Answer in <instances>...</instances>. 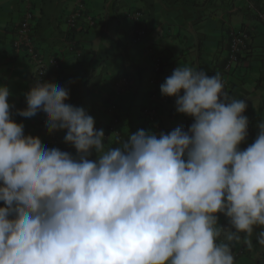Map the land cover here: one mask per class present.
<instances>
[{
    "label": "clouds",
    "instance_id": "obj_1",
    "mask_svg": "<svg viewBox=\"0 0 264 264\" xmlns=\"http://www.w3.org/2000/svg\"><path fill=\"white\" fill-rule=\"evenodd\" d=\"M160 92L193 119L188 130L140 129L113 148L66 88L37 81L17 114L43 113L73 156L25 135L0 86V264H235L257 227L264 246V121L241 149L247 104L219 73L178 66Z\"/></svg>",
    "mask_w": 264,
    "mask_h": 264
},
{
    "label": "crops",
    "instance_id": "obj_2",
    "mask_svg": "<svg viewBox=\"0 0 264 264\" xmlns=\"http://www.w3.org/2000/svg\"><path fill=\"white\" fill-rule=\"evenodd\" d=\"M231 1V8H219L212 12L214 15H208L200 7L203 0H88L90 12L99 19L98 26L73 32L69 35L70 40L65 42L61 34L67 32L65 18L75 0H63L56 13L52 12V5L45 6L44 0H33L34 13L48 27L44 40H39L40 47L44 54L55 55L61 62L59 70L48 68L45 83L64 87L82 68L87 74L94 71L96 75H101L100 84L84 100L82 107L94 118L95 128L104 131L109 126L102 106L105 97L115 93L113 83L117 77L128 76L131 86L122 89L116 98L120 106L119 132L125 137L140 129L156 134L143 115L146 108H151L166 134L175 129L168 126V122L180 114L176 111L175 97L162 96L160 92V85L166 77L178 66L202 70L209 76L219 73L227 61L229 34L246 29L250 34L249 50L234 67L226 89L230 96L245 100L247 104L243 115L249 121L248 134L239 146L244 149L254 142L258 125L264 121V19L258 17L259 13L264 15V0H239L240 5H247L246 9L238 5V0ZM212 2L205 0L203 5ZM42 7L45 8L43 12ZM25 8L24 0H0V86H7L10 91L8 102L13 106L10 109L12 119L24 125L25 135L38 137L50 148L45 132L38 125L37 114L31 118L17 114L26 109L22 100L34 85L31 80L34 72L32 63L23 54H17L12 45ZM136 13L142 15L138 20L133 19ZM238 13H245L248 21L233 18ZM210 17L218 21L217 25L211 27L207 24ZM139 30L144 31L145 36L135 44L132 37ZM76 42L83 49L81 58L68 50L70 43ZM154 57H158L161 63L158 76L153 74ZM181 118L180 128L193 123L191 117ZM65 135V132L57 134L60 150L72 153L71 145L64 142ZM117 141L110 134L105 139V145L116 148L120 146ZM228 226L226 219L223 227ZM259 230L257 227L253 234L256 235ZM241 235V242L232 249L235 264H261L264 252L260 251L264 248L257 243L254 235L247 238L252 244L249 247L245 234ZM240 249L243 253L237 255Z\"/></svg>",
    "mask_w": 264,
    "mask_h": 264
},
{
    "label": "built area",
    "instance_id": "obj_3",
    "mask_svg": "<svg viewBox=\"0 0 264 264\" xmlns=\"http://www.w3.org/2000/svg\"><path fill=\"white\" fill-rule=\"evenodd\" d=\"M24 4L26 8L23 12L20 22L17 25V30L15 32L12 45L17 54H23V56L32 63L34 72L31 76V80L33 83L35 84L37 81L45 83L48 68L52 67L59 70L61 62L57 56L51 54L46 55L43 53V50L40 47V42H38L39 40L35 36L38 18L34 13L35 7L33 6V0H24ZM141 16L142 15L140 13H136L133 16V19L138 20ZM258 17L260 19H264L263 14L259 13ZM98 22V17L90 12L87 5V0H75L73 8L65 18V26L67 28V32L70 34L73 32H82L94 29L98 26ZM144 36L145 32L139 30L132 37V42L135 44L139 43L144 39ZM229 45L227 61L225 65L219 70V74L224 81V91H226V89L229 87V76L232 73L234 67L238 65L241 56L249 50V31L246 29L232 31L229 34ZM68 50L77 58H81L83 56V49L77 42L70 43ZM152 62L154 70L153 74L154 76H158L161 70L160 59L158 57H154ZM131 82V78L128 76L121 75L117 77V80L115 79L113 83L115 93L109 97H105L104 103L102 104L109 125L107 130L113 133L119 140H123V138H121L119 134L120 106L116 98L122 89L131 86ZM22 105L23 107H27L25 98L22 100ZM143 115L148 125L154 130V133L159 134L163 132L162 125L157 121V116L153 109L146 108L143 111ZM37 116L38 125L47 135L51 148L59 149V139L56 135V132L52 134L48 133L45 115L41 112H37ZM188 128L185 131H187ZM0 207H4V204L0 203ZM242 253V249L236 252L237 255H241Z\"/></svg>",
    "mask_w": 264,
    "mask_h": 264
},
{
    "label": "trees",
    "instance_id": "obj_4",
    "mask_svg": "<svg viewBox=\"0 0 264 264\" xmlns=\"http://www.w3.org/2000/svg\"><path fill=\"white\" fill-rule=\"evenodd\" d=\"M63 0H44L45 6H50L52 5V12H58V7L61 4ZM87 5H88V0H87ZM44 7H42V12ZM43 15V14H42ZM56 18V17H55ZM54 20V18H51ZM52 24V23H51ZM48 29L47 26H45L41 21L38 20V23L36 25V33L35 36L38 38V40H44L43 35L45 31ZM56 27L54 28V31H56ZM61 34V39L62 41H69V35H71L68 32H62ZM39 42V41H38ZM101 82V75H96L94 71H91V73L87 74V71L85 69H81L77 74L70 78L69 81L65 84L64 88H66L69 91V100L66 101L67 103L75 106V107H82L84 104V100L88 98L91 94L92 91L94 90L95 87H97ZM188 127H183V130H186ZM120 137L123 139H127L123 134L119 133ZM118 141L119 139L116 138ZM72 148V155H76V151L73 146ZM91 159L95 160L96 159V154H93ZM219 224L223 226L224 221L227 219L223 215H219Z\"/></svg>",
    "mask_w": 264,
    "mask_h": 264
},
{
    "label": "rangeland",
    "instance_id": "obj_5",
    "mask_svg": "<svg viewBox=\"0 0 264 264\" xmlns=\"http://www.w3.org/2000/svg\"><path fill=\"white\" fill-rule=\"evenodd\" d=\"M204 1L205 0H203V3H204ZM213 1H214V3L213 2L210 4L208 3L206 6L203 5V3H201L200 7L202 8V12L207 13L208 15H214V13H212V12L216 11L217 9H219V8L222 9V8H226V7L228 8L229 6L231 8V6L233 4V2L231 0H223V1H226L225 3H222L221 0H213ZM223 4H225V5H223ZM240 4H242V3H240V1H239L238 5H240ZM240 7H242V9H246L247 5H240ZM244 12H246V11H244ZM245 15H246L245 13H238V14L233 15V18L240 19V21L244 20V19L246 21H248V18L245 17ZM217 23H218V21L213 17H210L209 20H207V24H209V26H211V27H213L214 25H217ZM181 116L189 118L188 116H185V115L176 114V116L173 117L168 122V126L173 127V128L174 127L175 128L180 127L182 125V122H183L182 121L183 119L181 118ZM61 132H64V131H57V134L61 135ZM2 204H3V202H2ZM254 236L256 237V235H254ZM262 247L264 248V246H262ZM262 252H264V249H263V251L262 250L260 251V253H262ZM261 264H264V261H262Z\"/></svg>",
    "mask_w": 264,
    "mask_h": 264
}]
</instances>
